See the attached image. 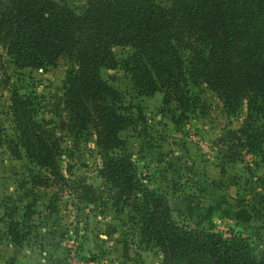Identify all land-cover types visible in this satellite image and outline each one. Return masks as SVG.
I'll return each mask as SVG.
<instances>
[{"label":"trees","instance_id":"16d2710c","mask_svg":"<svg viewBox=\"0 0 264 264\" xmlns=\"http://www.w3.org/2000/svg\"><path fill=\"white\" fill-rule=\"evenodd\" d=\"M114 46L124 49L122 71L137 95L159 92L162 107L173 104L174 125L193 110L190 85L213 92L227 115L244 103V124L224 129L215 144L225 162L242 163L248 155L258 167L264 163V0H84L79 13L65 0H0V50L14 66L44 70L65 62L66 135L93 139L97 173L114 210L127 209L138 242L156 248L160 264H264V255L239 233L223 236L174 221L165 196L145 185L120 135L132 126L129 108L100 75L118 63ZM7 83L0 78V91ZM39 108L34 92L10 89L15 147L36 168L29 174L32 187L64 184L61 144ZM12 154L18 156L14 147ZM252 178L263 192L264 175ZM76 185L83 201H94L89 184L79 179ZM22 228L9 220L13 246L23 241Z\"/></svg>","mask_w":264,"mask_h":264},{"label":"rangeland","instance_id":"374dc122","mask_svg":"<svg viewBox=\"0 0 264 264\" xmlns=\"http://www.w3.org/2000/svg\"><path fill=\"white\" fill-rule=\"evenodd\" d=\"M65 1L77 13L84 5V0ZM112 52L118 62L116 67L101 69L100 75L121 92L122 104L129 108L132 126L120 135L125 138L126 148L145 185L165 196L174 221L189 228H209L223 236L239 233L247 238L257 255H264V191L254 185L252 178L254 174L264 175V163L254 167L253 157L248 155H242V163H227L215 144L224 129L244 124L245 104L227 115L213 92L202 85H190L193 110L174 125L171 118L177 117L178 112L173 104L168 109L162 107L159 92L137 95L122 71L120 59L124 49L114 46ZM65 68L63 60L44 70L17 68L0 50V78L6 76L8 82L0 91V264H19L15 252L32 246L43 250L47 242L72 252L75 261L82 264L84 260L94 264L112 261L125 264L128 260L160 264L156 248H144L138 242L136 228L127 220V209L116 212L112 207L111 191L97 173L100 160L93 139L81 137L72 141L66 135L61 104ZM12 87L18 93L38 95L39 117L53 128L61 144L58 165L64 184L30 185V171L36 168L24 157L22 149L15 147L9 112ZM13 147L18 156L12 154ZM79 179L95 191L94 201L81 199L76 185ZM223 203L237 208L238 217L226 216ZM53 219L61 220L59 229L52 226ZM9 220L23 224L25 234L19 246L11 244L6 232ZM98 235H106L107 239ZM118 238L122 246L117 244V249L103 243ZM85 239L93 241L97 248L96 253L83 257L78 251ZM98 239L102 241L99 245ZM126 247L131 248V255H116L125 252Z\"/></svg>","mask_w":264,"mask_h":264},{"label":"crops","instance_id":"0c3cea01","mask_svg":"<svg viewBox=\"0 0 264 264\" xmlns=\"http://www.w3.org/2000/svg\"><path fill=\"white\" fill-rule=\"evenodd\" d=\"M221 203V202H220ZM223 205H225V203H223ZM218 206H221L218 203ZM225 215L226 216H230V217H238V213L239 210L237 208H230L228 206L225 205ZM59 221L61 223V220L57 219L54 221L53 219V227L59 229L60 228V224ZM56 237L57 240V236ZM98 238H103L104 240L107 239L106 235H98ZM102 239V240H103ZM98 245L99 243H101V240H96ZM106 245H110V248L112 247L114 249H117V244H122L118 238V240H112V239H108L107 241L103 242ZM94 242L90 241V240H82L81 242V247H79V255L83 256L87 255L88 253H96V248L97 246H94ZM122 246V245H121ZM124 247V246H123ZM19 250V248H17ZM38 248L32 246L30 248H25V249H20V252H15L14 253V258L16 259V261L19 264H82V263H77L75 261L74 258H72L70 252H67V250L65 248L62 247H57L54 244H49V242H47L46 246L43 248V250H37ZM112 249V250H113ZM72 253V252H71ZM126 253H128V255H131V248H125V252L123 253H116V255H125ZM75 255V254H74ZM75 257V256H74ZM85 264H94L91 262H87V260ZM95 264H100V263H95ZM109 264H122L119 263L118 261H112ZM125 264H143L139 261H132V260H128Z\"/></svg>","mask_w":264,"mask_h":264},{"label":"built area","instance_id":"2783aa9c","mask_svg":"<svg viewBox=\"0 0 264 264\" xmlns=\"http://www.w3.org/2000/svg\"><path fill=\"white\" fill-rule=\"evenodd\" d=\"M71 255H72L71 257L74 258L73 253H71Z\"/></svg>","mask_w":264,"mask_h":264}]
</instances>
